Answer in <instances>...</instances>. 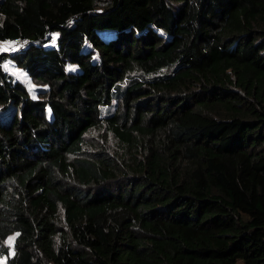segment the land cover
<instances>
[{"label":"trees","instance_id":"16d2710c","mask_svg":"<svg viewBox=\"0 0 264 264\" xmlns=\"http://www.w3.org/2000/svg\"><path fill=\"white\" fill-rule=\"evenodd\" d=\"M0 256L264 264V0H0Z\"/></svg>","mask_w":264,"mask_h":264},{"label":"rangeland","instance_id":"374dc122","mask_svg":"<svg viewBox=\"0 0 264 264\" xmlns=\"http://www.w3.org/2000/svg\"><path fill=\"white\" fill-rule=\"evenodd\" d=\"M17 46H20L19 41H16V42L4 41L1 44V47L3 48V50H11L14 47L17 48ZM4 67L8 71H10L12 74H14L18 79L22 80L25 83V85L27 86V88L30 90L31 94H33L34 96L37 94L38 86H40L41 83L33 80L26 73V71H24L21 67L17 66L15 62H13L9 59L4 62ZM48 117H50V116L48 115ZM48 120H49V122H51V118H48ZM108 139H109V146L111 149H114L115 147H117V144L115 143V139L112 136L108 137ZM14 236H15V234L10 235L6 240V242L10 246L9 247L10 251H11L10 253H12L14 251V248L12 247L13 242H14ZM0 264H7V257H5V256L1 257L0 256Z\"/></svg>","mask_w":264,"mask_h":264},{"label":"built area","instance_id":"2783aa9c","mask_svg":"<svg viewBox=\"0 0 264 264\" xmlns=\"http://www.w3.org/2000/svg\"><path fill=\"white\" fill-rule=\"evenodd\" d=\"M20 42V46H24V44L26 43L25 40H18Z\"/></svg>","mask_w":264,"mask_h":264}]
</instances>
